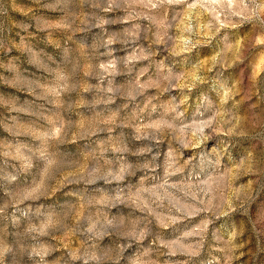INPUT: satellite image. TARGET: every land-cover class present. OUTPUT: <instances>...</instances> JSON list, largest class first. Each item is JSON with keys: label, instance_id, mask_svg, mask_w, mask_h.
<instances>
[{"label": "rangeland", "instance_id": "1", "mask_svg": "<svg viewBox=\"0 0 264 264\" xmlns=\"http://www.w3.org/2000/svg\"><path fill=\"white\" fill-rule=\"evenodd\" d=\"M0 264H264V0H0Z\"/></svg>", "mask_w": 264, "mask_h": 264}]
</instances>
